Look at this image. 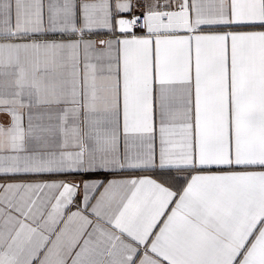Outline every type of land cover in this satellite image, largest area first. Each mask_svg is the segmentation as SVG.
I'll use <instances>...</instances> for the list:
<instances>
[{"label":"snow or ice","instance_id":"6c2138e0","mask_svg":"<svg viewBox=\"0 0 264 264\" xmlns=\"http://www.w3.org/2000/svg\"><path fill=\"white\" fill-rule=\"evenodd\" d=\"M0 264H264V0H0Z\"/></svg>","mask_w":264,"mask_h":264}]
</instances>
